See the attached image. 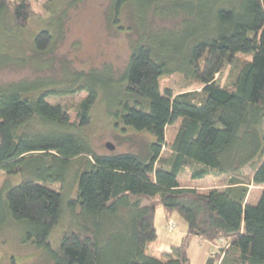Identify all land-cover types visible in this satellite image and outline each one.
<instances>
[{"label": "trees", "instance_id": "16d2710c", "mask_svg": "<svg viewBox=\"0 0 264 264\" xmlns=\"http://www.w3.org/2000/svg\"><path fill=\"white\" fill-rule=\"evenodd\" d=\"M128 6L139 38L118 79L71 72L76 86L66 92L84 97L70 105L50 101L61 92L42 80L0 84V170L22 175L0 186V223L22 225V241L52 264H191L193 236L218 246L204 264H264V0H109V22L119 24ZM149 10L179 16L180 28L148 29ZM32 16L29 0H0V66L15 61L10 50L22 48ZM52 45L50 31H38L33 60ZM172 74L180 89H162ZM100 96L116 126L153 138L143 150L94 151L85 128ZM247 166L261 187L253 200L238 178ZM187 168L193 180L227 181L197 191L180 183ZM160 206L187 232L158 258L146 249Z\"/></svg>", "mask_w": 264, "mask_h": 264}, {"label": "rangeland", "instance_id": "374dc122", "mask_svg": "<svg viewBox=\"0 0 264 264\" xmlns=\"http://www.w3.org/2000/svg\"><path fill=\"white\" fill-rule=\"evenodd\" d=\"M29 2L33 16L20 33L22 48H12L10 51L13 52L15 61L0 66V84L42 80L48 84L44 88L61 92L57 96L50 97V101L70 105L84 97V92L76 91V89L66 92L68 88L73 89L76 86L72 79L68 78L71 72L108 70L113 79H118L128 61L131 45L139 38L135 30L136 13L134 15L131 6L125 8L119 24L112 25L106 15L109 0H29ZM152 10H149L145 17V25L148 29L180 28L179 16L174 18L161 16ZM42 29L50 31L53 36V45L47 53L37 55L33 60L35 55L31 48V40ZM20 57L29 61L22 59L19 61ZM40 59L45 60L39 62ZM34 65L41 69H37ZM181 78L182 76L178 74L165 76L160 79V86L162 89L170 86L179 90ZM198 87V83L190 84V88ZM90 116L91 120L85 132L97 153L139 152L144 149L147 140H153L145 132H137L129 127L123 130L116 126L112 117L106 112L102 96L92 106ZM172 137L173 130L171 131L170 128L167 131V139L171 140ZM107 142L114 145L113 150L105 146ZM168 153L167 147H164L162 155L166 156ZM251 176L252 169L247 166L238 178L247 183L248 198L253 200L259 196L261 187L251 183ZM21 180V174L8 175L0 170V186H12ZM179 180L182 186L193 187L197 191H205L211 186H221L227 181L226 178L214 177L193 180L188 168L181 173ZM161 210L162 207H158L157 225ZM170 219L167 221V231L175 228V224ZM21 227L19 223L13 225L0 223V264H52L39 248L30 242L22 241ZM158 228L159 239L148 243L147 253L155 254L163 244L161 230L159 226ZM63 229L64 223L52 229L49 240L53 246L59 242Z\"/></svg>", "mask_w": 264, "mask_h": 264}, {"label": "crops", "instance_id": "0c3cea01", "mask_svg": "<svg viewBox=\"0 0 264 264\" xmlns=\"http://www.w3.org/2000/svg\"><path fill=\"white\" fill-rule=\"evenodd\" d=\"M157 209H156L155 218H154L155 226L157 229L156 239H159V236H158V229H159L158 226H159L161 230L160 233L164 241L162 242L163 244L160 245L159 250L155 252V254H159L158 256H156L154 253H150V254L152 256L159 258L161 257L162 252L169 251L173 246H178L181 243V241L183 240V237L185 236L187 232V225L183 221V219L180 216H178L176 213L167 214L163 210V208L161 212H159L160 213L158 217L159 224L157 225L156 224ZM169 218H171L170 220H172V222L175 224V228H174L175 230L173 229V230L167 231L166 225H167V221H169ZM217 248H218L217 245L209 241L200 240L199 238L193 236L191 237L187 245V249H186L187 257L191 264H204L206 259L210 255L215 253Z\"/></svg>", "mask_w": 264, "mask_h": 264}, {"label": "water", "instance_id": "95a60500", "mask_svg": "<svg viewBox=\"0 0 264 264\" xmlns=\"http://www.w3.org/2000/svg\"><path fill=\"white\" fill-rule=\"evenodd\" d=\"M105 146H106L108 149H111V150L114 149V145L111 144L110 142H107V143L105 144Z\"/></svg>", "mask_w": 264, "mask_h": 264}]
</instances>
